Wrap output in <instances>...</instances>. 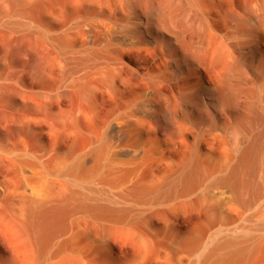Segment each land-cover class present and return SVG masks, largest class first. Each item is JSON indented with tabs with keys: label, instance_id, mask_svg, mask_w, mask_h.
<instances>
[{
	"label": "bare ground",
	"instance_id": "1",
	"mask_svg": "<svg viewBox=\"0 0 264 264\" xmlns=\"http://www.w3.org/2000/svg\"><path fill=\"white\" fill-rule=\"evenodd\" d=\"M218 2L0 0V264H264V0Z\"/></svg>",
	"mask_w": 264,
	"mask_h": 264
},
{
	"label": "rangeland",
	"instance_id": "2",
	"mask_svg": "<svg viewBox=\"0 0 264 264\" xmlns=\"http://www.w3.org/2000/svg\"><path fill=\"white\" fill-rule=\"evenodd\" d=\"M241 0H219V2L216 4V12L224 15L226 14L228 11H232L236 8H238L240 5ZM245 72H247V70L245 69ZM105 255L102 253L100 255H98L96 257L97 263H101V261L103 260V257Z\"/></svg>",
	"mask_w": 264,
	"mask_h": 264
}]
</instances>
